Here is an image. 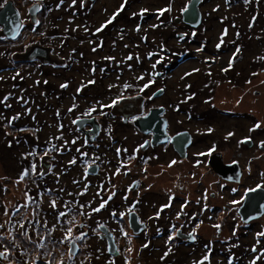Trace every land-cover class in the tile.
Listing matches in <instances>:
<instances>
[{"label": "flooded vegetation", "instance_id": "flooded-vegetation-1", "mask_svg": "<svg viewBox=\"0 0 264 264\" xmlns=\"http://www.w3.org/2000/svg\"><path fill=\"white\" fill-rule=\"evenodd\" d=\"M99 1L93 0V3H99ZM171 1L176 3V7L180 5L178 14L182 18L181 10L191 0ZM201 1L204 2V0ZM81 3L80 10L74 14L78 20L76 23H70L67 28V31L72 33L64 38L61 34L68 23L65 17L67 14H64L62 10L57 11L59 17H56V20L62 25L57 40L64 43L65 47L59 49V46L52 42L41 45L36 42L24 49H30L35 45L49 49V58L53 63L45 65L39 60L33 62L22 60L17 63L21 69L26 70L28 94L43 100L44 107L47 109L55 110L59 115L62 113L60 119L63 122L60 121L57 124L56 132L46 134L47 139L45 138L42 142L41 153L38 150L34 158L28 157L30 163L36 159L38 165L41 162L40 173H44L42 177L46 185L45 191L51 200L49 203L43 199L50 206L41 204L45 220L51 223L62 218L65 221L63 218L65 215L69 218L68 220L74 222H82V218H85L83 223L86 225L89 224L87 221L90 219H95V222L101 220L111 224L113 222L122 224L138 243L140 254L165 256L166 258L161 261L162 264H168L170 260V264H199L205 256L209 258L205 264H251L257 257L259 258L256 259V264H264V255H262L264 236L258 235L264 233V210L261 214H252L251 208L245 205L249 194L259 191L264 193V188L258 187L264 185V148L260 147L264 142V124L257 121L255 111L250 110L251 114L244 115L237 111L226 112L227 115L224 110H217L207 105L198 111L204 113L203 117L200 115L192 118L189 115L192 113L190 106L184 109L183 113L178 111L180 103H183L184 95L177 90L165 91L160 88L153 91L143 88L141 91L139 87H146L147 84L144 82L147 80L135 85L139 79L134 80V84H130L127 78L130 45L126 43L130 44L132 34L137 39L132 41L133 44L146 48L142 41V33L146 32V27L140 28L136 25L130 31L131 27L127 21L133 14H126L127 18L124 19L121 16L122 5H118L117 9L106 14L104 19L101 16L97 18L95 14L91 21L90 13L87 11V1L81 0ZM205 6L200 8L201 23L196 29L178 22L179 18L174 20L176 26L169 24L171 28L183 29V33L178 34L181 38L189 35V44L187 43L189 49L204 53L206 51L202 48L208 45L209 39L208 24L212 23L206 16L210 10H205ZM83 11L84 14H81ZM113 16H115L114 19ZM109 20L111 23H108ZM31 21L27 22L31 23ZM78 23L85 26L86 32L82 31ZM155 24L154 20L153 25L148 28L154 27ZM195 30L200 33L201 43L195 41ZM148 36H151V33H148ZM66 38L76 42L78 48L73 49L69 46V40H65ZM109 41L108 50L111 52V57L103 54L101 58L102 63L106 60L109 63L98 67L96 59H93L92 50L94 51L97 47L104 49ZM231 45L238 49L234 43ZM85 47L90 48L88 53L90 59H87L86 53L82 51ZM63 49L65 51H62ZM135 50L140 51V49ZM220 50L224 52L225 47L221 46ZM21 52L15 51V53ZM168 53L169 48L165 47L162 48L161 53H156L154 49L153 52L150 51V55H154V58L149 61V65L152 66L150 69H157L159 78L163 68L164 77L172 69L171 58L165 64L161 60L162 55ZM197 53H194L197 60L187 61L189 66L187 72L182 73L183 75L190 76L192 73L196 75L200 70L203 77L200 76L197 79L200 80L207 94L219 77H226L237 85V81L231 80L227 72L234 70L235 62L240 59L234 58L230 60L232 62L225 63L223 69L227 71L218 68L211 75L207 68H202ZM252 55L243 60V66L246 63V72L242 70L241 79L247 81L251 77L254 80L256 75H254V67L257 61ZM116 58H120V61H115ZM46 69L63 72L60 74L63 78L58 88L54 86L52 74L45 72ZM74 72L80 80L85 81L82 86L75 82ZM260 73L264 74L261 71ZM149 79L151 80V76ZM103 82L106 88L99 91L97 86L99 83L102 85ZM192 82L193 78L182 81L184 84H189V87L193 85ZM73 84L75 86H72ZM63 85L67 86L63 87ZM253 95L257 97L259 92L254 91ZM81 98L86 100V105L82 107L83 112H76L78 114L76 120L95 118L99 125L98 135L91 142L81 131H78L76 120H73L72 126L64 122L66 118L64 113L71 115L70 109L74 111L77 109L71 107L72 102H83L84 99ZM132 98H142V104L139 107H129L127 114L116 116L111 113L115 105L113 101ZM68 100L71 103L66 107ZM92 109L98 112L95 113ZM129 110L136 111L137 114H130ZM152 111L159 113L157 114L158 131L142 133L136 125L139 120L148 117ZM94 113L97 116H92ZM227 118L238 122L236 125H230ZM222 122L226 123L223 128H221ZM246 122L249 126L245 130L241 123ZM257 123L261 125L260 128H255ZM69 128L74 135L81 137L82 143L77 141L74 144L62 143L60 137L64 135V130ZM89 130L91 127L87 126L85 131ZM52 134L53 137L48 138ZM155 135H158L160 139L164 137L162 142L154 144ZM182 135L189 137V142L186 141L183 144V153L179 152L175 145ZM38 137L40 141V135ZM86 146H89L86 148L89 150L87 154ZM71 147H75L73 151ZM232 147L235 148V152L230 154ZM82 153H85L87 158H83ZM39 155H43L42 160H39ZM173 161L176 163L173 164ZM90 168L94 170V175H87ZM71 174L73 181L69 180ZM52 175L55 177L59 175L61 184L54 181ZM82 177L88 178L83 187H81L84 180ZM67 179L70 185L64 186L63 181ZM156 183H158L157 187H155ZM59 185L62 187L56 189L55 186ZM81 189H86V192L83 193ZM166 189H169L172 195L165 194ZM249 189L257 190L250 192ZM46 194L43 195L46 196ZM230 196L236 197L231 200ZM240 198L242 201H239ZM260 200L263 201L262 195ZM92 207H95L94 211L87 213V210ZM80 208H84V213L80 212ZM96 209L99 211H95ZM130 214H135L139 225L144 226L143 231L138 235H135L130 228ZM215 225H220V228L217 229ZM107 228L120 249L117 241H124V235L117 231L118 237L109 226ZM89 230L92 229L87 228L84 235L93 237L94 234H91ZM100 234L98 237L101 238ZM104 242L107 247V242ZM253 248L256 249L255 252L252 251Z\"/></svg>", "mask_w": 264, "mask_h": 264}, {"label": "rangeland", "instance_id": "rangeland-1", "mask_svg": "<svg viewBox=\"0 0 264 264\" xmlns=\"http://www.w3.org/2000/svg\"><path fill=\"white\" fill-rule=\"evenodd\" d=\"M15 1V5L14 2ZM7 0V3L12 2L13 6H16V9L20 11L22 17L24 18V25L26 23L31 24L30 22H27L28 20L34 21V25L36 24V16H39L37 20L41 22L37 26H40V39H42V42L45 44H48L49 42L55 43L59 46V49L65 47L64 43H60L59 40H57V36L61 33L60 27H62L61 23L56 20L57 16V10H61L60 7H57V4L60 2L63 4L62 6H65L66 14L65 16L68 20L67 26L64 28V32L61 34V37L64 38L67 36V34H71L72 32H68L67 28H69L70 23H76V19L74 17V14L71 16L67 8H70L69 10L76 12L79 11L80 7L82 6L81 0ZM86 1V0H83ZM120 0H100L99 3H93V1L88 0L87 4L88 9L90 13L91 21L94 19V15H97V18L101 16L103 19L106 17V14L113 12L114 9L118 8ZM146 2L145 7L143 6L141 11L144 10H161L168 7L172 8L173 16L175 17L178 12H180V5L176 7V3L168 0V2H163V0H160L157 4V0H144ZM1 2V0H0ZM52 3L56 6V8H52L47 10V7L44 6L43 3ZM56 2V3H55ZM261 3L264 4L263 0H260ZM6 3V4H7ZM4 4V5H6ZM84 4V6H86ZM37 6L39 9L38 13L34 16L30 15V18L28 19V11L33 7ZM264 6V5H263ZM262 5L259 7V10L257 9L256 0H238V3L234 5L231 8L226 7V1L220 0L212 3L210 7H207V5L204 7V9H208L211 12V18L215 14V17L212 18L210 21L213 20L212 23L208 24L209 27V39H208V45L205 46V49L208 52H198L197 56L199 57L200 64L202 68H207V71L212 73L213 71L218 70L220 68L221 70H224L223 67L225 66V63L232 62L230 60H233L234 58L240 59L238 62H235V69L231 72H227L229 74V77L233 81H237V85L233 84L231 81H229L226 77H219L216 79L215 84L211 87V91L209 93H206V90L200 85L197 86V83H194L196 81H199L197 78L202 75H196L193 76V84H194V90L195 93L191 97V111L193 113H197L198 111H201L204 106L211 105L215 107L217 110H224L225 113H234L239 112L244 114H251L250 110L255 111V118L258 122H261V124H264V74H261V72H264V7ZM77 7V8H76ZM139 9V11H140ZM219 11V13L217 12ZM257 10V11H256ZM86 11V10H84ZM84 11L81 12V14H84ZM217 12V13H214ZM103 15V16H102ZM257 17H259L257 19ZM28 19V20H27ZM257 22V23H256ZM154 23V22H153ZM158 25V23L156 22ZM78 26L82 28L83 32H86L84 29L85 26L78 23ZM238 27V28H237ZM263 29V30H262ZM168 30L176 31L177 34L183 33V29L181 28H171L170 25L168 26ZM237 30H239L237 32ZM59 31V32H58ZM132 31V28L130 29ZM158 31V30H156ZM240 32V34H239ZM171 33V32H170ZM21 35V34H20ZM18 35V37L20 36ZM104 35V34H103ZM144 35V32L142 33ZM22 36V35H21ZM107 36V35H106ZM168 34L166 33L165 36L161 35L163 37L162 41L165 43V48H172L175 49V43L177 44V39L167 38ZM196 37L195 41L201 43L200 39V33L195 30ZM17 37V38H18ZM15 39L16 41L18 39ZM208 38V37H207ZM236 38V40H235ZM69 40V46H71L73 49L76 47L78 48L77 43L74 42L70 38H66L65 40ZM184 40V39H183ZM161 41V40H160ZM256 42L260 43L257 44ZM126 43V42H125ZM231 43H234L238 49H235V46H232ZM110 41L107 45H105L104 49H100L99 47L94 48V51L92 50V56L93 59H96V65L98 67H102L104 64H108L109 61L106 60L102 63V56L105 55H111V52L108 50ZM127 45H130L129 43H126ZM132 44V43H131ZM203 45V44H202ZM245 45L246 48H245ZM136 45L131 48H138ZM155 46L162 48V45L159 43V41L155 42ZM163 46V47H164ZM223 46L225 49H228L224 52L219 51L216 52L215 49ZM144 50L148 49V47L143 48ZM177 49V46H176ZM58 50V49H57ZM59 51V50H58ZM62 51H65L64 49ZM87 55V59H90V55L88 54L90 52L89 47H85L82 50ZM67 52V51H66ZM234 52H237L235 54H239L235 56ZM60 53V51H59ZM212 53V55H210ZM19 54V53H17ZM250 54H253L252 57L257 61L255 69V77L254 80L252 77L250 79L245 80L241 79L243 76V69L244 72L246 68V63L243 66L244 62L243 60L247 58ZM150 55V52L148 53ZM13 56V55H12ZM55 55H53V58ZM4 58V56H1ZM15 57V56H14ZM111 57V56H110ZM97 59H100L97 61ZM237 59V60H238ZM15 61V64L18 65L16 62L19 61V59H13ZM115 61H120V58H116ZM123 65V64H121ZM189 66V63L186 62L182 67H179L177 69V74L173 73V75L169 76L168 84L169 85H178L179 80L183 78L185 75L182 73L187 72V68ZM111 67V63H110ZM152 66L147 64L145 67V71L150 70L153 72V69H150ZM11 68L10 63L4 59H0V217L3 218V222L5 223L6 227L5 229H1L2 224L0 225V253H4L7 255L9 253L8 257L6 258L4 255L3 264H22L23 262L19 261V259L12 257L11 253L12 249L9 248L7 243L5 241H12L11 237L10 240H7L5 238L9 236H12L15 238V240L20 241L23 245H28L24 241L26 240L27 236L23 233L24 230L22 227L17 228L13 231V227H19V224L24 223V218L27 216L30 219H37L36 211H33L34 208L40 206L37 203L39 202L37 199L38 194L36 193L37 189L33 184L37 183L36 176L39 177L40 169L39 166L41 165V162H39L36 159L35 161L26 164L24 160H29V156L31 158H34L36 152L38 150H42V142L45 141L46 134L47 133H54L57 129V124L61 121L59 117H62V113L59 115V113L52 112L46 107H44V101L39 100V102H34L35 97H32L27 92V83L25 81H19V83L15 84L14 81H18V79L15 78V75H13V70L8 69ZM7 69V70H6ZM130 69H132L128 74V78L134 77L139 79L138 74H141L142 71L137 66V60L131 61ZM211 70V71H210ZM47 74H52V81L54 82V86L57 88L60 86L61 79L63 76L60 74H63L60 70H53L49 71L48 69L45 70ZM76 72H74L75 75V82H77L78 85H83L85 82L84 80H80L76 76ZM176 74V75H175ZM247 74V73H245ZM99 75V72L97 73ZM203 77V76H202ZM212 77V76H211ZM177 81L175 82V80ZM8 81L12 82L11 84L8 83ZM5 82V83H4ZM136 83H143L141 79H139V82ZM147 85L148 82H144ZM72 86H75L74 84ZM235 86H238L235 88ZM172 87V86H171ZM19 88V89H18ZM106 88L105 83L97 86V89L100 91L102 89ZM174 89V88H173ZM179 89V88H178ZM175 91V90H174ZM254 91H258L259 95L256 97L253 95ZM91 92H93L91 90ZM208 95V96H207ZM255 96V97H254ZM84 99V98H81ZM187 101V99H186ZM70 100H68V104L66 107L70 105ZM71 107H76L77 109L74 111V109H71V115L68 116L67 113H64L65 118V124L72 126V121L76 120L78 117V114L76 112H83L82 107L86 105V100L84 99L83 102H72ZM237 107V108H235ZM104 111V110H102ZM98 111H95V113ZM94 113V114H95ZM21 116V120L18 121L17 124H15V120L13 116L15 115ZM227 114V113H226ZM228 115V114H227ZM59 116V117H58ZM70 117V118H68ZM105 120V118H103ZM192 120V119H190ZM228 123L230 125H236V122H233L230 118H227ZM107 121V120H106ZM5 124H7L5 126ZM243 125V128L246 130L249 126V123H241ZM26 126L28 128L24 129L25 136L23 138H20V141H17L14 137L17 133L16 129L13 128V126ZM226 126V123L222 122L221 128ZM219 129L220 126L218 125ZM73 130V127H71ZM27 129V130H26ZM70 129V128H69ZM70 129V131H67L66 134L62 135V138L66 140L67 143L74 144L75 141L77 143H82L81 137L77 134L74 135L73 131ZM27 131V132H26ZM221 132V129L220 131ZM21 134V133H19ZM8 138H6V136ZM40 135L41 140L38 141V136ZM10 136V137H9ZM13 136V137H11ZM53 137V134L48 136ZM235 152V148L232 147L230 149V154ZM40 159L42 160L43 155H39ZM30 166V168H29ZM37 168V172H35ZM27 169H29V172H25ZM40 170V171H39ZM39 173V174H38ZM38 174V175H37ZM81 177V176H80ZM84 178V177H82ZM69 180L73 181L72 174L69 178ZM34 181V182H33ZM88 181V178L85 177L82 186H85V182ZM61 182V180H60ZM162 182V181H161ZM70 185V183L67 181H63V185ZM155 187L158 186V183H156ZM58 187V186H55ZM59 187H62V185H59ZM161 187V185H160ZM75 190V189H73ZM78 190V189H77ZM167 192H164L165 194L172 193L168 191L169 189H166ZM214 190V189H213ZM83 193L86 192V189H81ZM44 197V200L46 199L49 203H51V200L49 198H46L43 194H40ZM89 198H91L90 195H88ZM231 197V196H230ZM234 197H231L233 200ZM41 200V204L45 206H50L46 201ZM239 201H242V198L239 199ZM95 207L90 208L87 210V213L93 212ZM80 212L84 213V208L79 209ZM28 211V213H27ZM25 213V216H22V214ZM21 221H19L14 216H18ZM43 217V216H42ZM85 218H82L83 223ZM95 219H90L87 221L93 228L94 231L89 230L91 234H96L95 230L99 227H103V224L107 223L110 228L116 233L117 231H120L124 228V226L114 223L111 224V222H104L101 220H96L98 222L94 221ZM94 221V222H93ZM7 222V224H6ZM12 223V224H11ZM56 222H52V228L55 230L56 234H51L48 230H45L46 227L44 226H37L36 229V237L44 240H63L65 244L67 242V224H63L60 227H57V225H54ZM54 225V226H53ZM78 224H73L72 227V236H75L76 234L73 233V228L77 226ZM59 226V225H58ZM25 228H28V232L31 231L28 226H25ZM41 228V229H40ZM34 229V230H35ZM78 229V228H76ZM14 232H18L15 233ZM26 232V231H25ZM23 233V234H22ZM81 234H84L85 232L81 231ZM99 233V231H98ZM34 235V234H33ZM97 235V241L94 240L92 237L93 242H97L98 244H102L100 248L104 250L102 246L104 245V241L99 239ZM118 236V235H117ZM51 237V238H50ZM119 237V236H118ZM32 240V238H31ZM73 241L67 242V246H71ZM102 242V243H100ZM44 244V243H43ZM41 244V245H43ZM141 244V243H140ZM39 245V247L41 246ZM119 245L121 248H127L124 241H119ZM31 247H34L31 245ZM38 248V247H36ZM68 248V249H69ZM43 252L41 254L33 253L30 257L32 259V262L30 264H33V260L35 262H42V258L45 260H53V264H57V261H60V256H58V245H55L53 242H49V244L42 248ZM131 249V251H129ZM140 247L137 242L134 241L130 245L129 248H127L126 254L127 256H133V261L137 264H141L138 262H144L146 264H162L161 261L164 260L165 256H140ZM123 250V249H122ZM70 251V249H69ZM125 252V251H124ZM236 253H239L238 250H235ZM54 255V257H51V255ZM73 256L72 254H70ZM139 255V256H138ZM168 257V256H167ZM146 259V260H145ZM38 260V261H37ZM108 261V259L104 258L103 262ZM193 262V261H191ZM112 264H124V258H120V260L112 262Z\"/></svg>", "mask_w": 264, "mask_h": 264}, {"label": "trees", "instance_id": "trees-1", "mask_svg": "<svg viewBox=\"0 0 264 264\" xmlns=\"http://www.w3.org/2000/svg\"><path fill=\"white\" fill-rule=\"evenodd\" d=\"M216 1H220V0H204L203 4H207L208 7H209L212 3L216 2ZM224 1H226V7L228 6L227 8H231L234 5H236V3H238V0H224ZM13 2H14V5H15V1H13ZM40 2H42V1L40 0ZM158 2H160V0H157V4H158ZM163 2H168V0H163ZM0 4H4V0H1ZM43 4H44V6L47 7V10H49V8L50 9L56 8V6L54 4H52V3H49L47 5V3L44 2ZM145 4H146V2L144 0H124V1H121V2L119 1V5H122V15L121 16L124 19L127 18L126 16L129 15V13L133 14V15L130 16V18L127 21L128 25L130 27L135 26V25H137V26L148 25L150 23V21H152V19L155 20L158 23V25L156 24L152 28H148V26H147V28H145L146 32L144 33V35L142 37V41L145 44V46L148 47V49H146V50H144L141 46H138V49H140V51L135 50V48H131V46L132 47L134 46L132 41H135L137 39H136V36H134L132 34L130 35V41L131 42H130L129 52H130L131 59H129V73H131L130 71L132 70V69H130L131 61L135 62L136 60H137V66L140 68V70L143 71V72H146L145 71V67L147 66V60H149V58H150V55H148V53L150 51H153V49L157 50L158 52L161 53V50H162V48H163V46L165 44L162 41L163 37H161V35L165 36V34L167 33L168 34L167 38H169V39L176 38L177 42L179 41L180 43L185 42L186 45H183V46H180L179 44L175 43V46H174L175 49H173V47L169 48V53L162 55L161 60H162L163 64H165V62H167L169 58H171V61H172V63L170 62L171 63L170 66H172V69L169 71V73H167L166 77H164V70H163L164 68L160 71L161 72V77L160 78L157 76V69L155 71H153V72L148 71V72H146L142 82L147 80V82L149 84L146 87H139V89L145 88L147 90H153V91H157L160 88H162L165 91H170L171 89L173 90V88H174V90H177L178 93H181V94L184 95V98L182 99L183 103H180V106H179L180 108L178 110L181 113H183L184 109H186L189 106H191V104H192L191 101L192 100H190V99L194 95L195 90H194V84L189 87L188 86L189 84H184V83H182V81L183 80H190L192 78V76L194 75V73H192L190 76H189V74H184L185 76L179 80V84L176 85V86L169 85L167 82H168L169 76L173 75V73L175 72L174 71L175 69L179 68L182 64H185L188 60H191V61L192 60H197L195 58V55H194L195 52L193 53V51L191 49H189V47L187 45L188 40L190 39V37H189V35H186L184 40H183L177 34L176 31L168 30V25L169 24L170 25L173 24L174 26H176L175 23H174V20H176V18H180V15L178 13L174 17L172 12L163 11V9H161V10L156 9V10H144V11H141L140 8H142L143 6L145 7ZM256 4L258 6L257 7L258 10H259V7L261 5L262 6L264 5L263 3L260 2V0H256ZM62 5L63 4L60 2L59 4H57V7H60V9L63 11V13L66 14L65 6H62ZM69 9L70 8H67V11H68V13L70 15L72 13L75 14V12H73V11H71ZM139 9H140V11H139ZM219 11H221V10H219ZM219 11L217 10L218 13H219ZM55 13H57V12H55ZM57 16H59V14H57ZM37 17H39V16H37ZM210 17H211V12H210ZM213 17H215V14L212 16V18ZM258 18L259 17H257V19ZM40 24H41V22H40ZM23 29H25V31L29 32V34L28 35L22 34V32H21L22 36L20 35L17 38L18 39L17 41L16 40H8V39L0 40V59H4V60H6V61H8L10 63L11 68H8V69H12L13 70L12 74L15 75L16 79H18V81H14L15 84L19 83V81H25L26 82V80H27V75H26L25 68L21 69L20 65H16L15 61L13 60L14 59L13 56L15 54V51H23L26 47H28V46H30L32 44H35L36 42H38L40 45L43 44L42 39H40V35H41L40 26H35V25L28 24V25L24 26ZM156 30H158V31H156ZM148 33H151V36H148ZM263 33H264V30H263ZM152 34H153V37H152ZM156 41L157 42L159 41V43L162 45V48L155 46V42ZM191 43H192V41H191ZM256 43L260 44L258 42H256ZM176 45H177V49H176ZM204 51L208 52L206 49ZM1 56H4V58L1 57ZM16 63H18V62H16ZM168 69H170L169 66H168ZM199 74L202 75V72L200 70H199V72L196 75L199 76ZM196 75H194V76H196ZM150 76H151V80L149 79ZM128 80L130 81V84H134L133 81L136 80V78L131 77ZM176 81H177V79L175 80V82ZM12 82L13 81H8V83L11 84V87H12ZM39 82H37V84ZM137 82H139V81H137ZM137 84H140V83H136L135 85H137ZM200 85H201V83H200V80H199L197 82V86L199 87ZM186 99H187L188 102L186 101ZM35 102L38 103L39 100L35 99ZM52 112H55V110H52ZM184 112L186 113V111H184ZM189 115H191L192 118L194 116H200V115H201V117H203L204 113H202V112L199 113L198 112V113L195 114V113L192 112ZM92 116H97V115L93 114ZM13 117H14V119H17L14 122L15 124H17L18 121L21 120V116H19L18 114L13 116ZM60 120H61V122H63L62 119H60ZM6 125L7 124H5V126ZM16 126L17 127L13 126V128L16 129V131H17V133L15 134L14 138L17 141H20V138H23L25 136V134L23 133L24 129L28 128V127H26V126H18V125H16ZM67 131H70V129L64 130V132H65L64 134H66ZM19 133H21V134H19ZM11 137H13V136H11ZM6 138H8V136H6ZM38 139H39V137H38ZM74 148L75 147H71L70 149L73 151ZM86 148H89V146L85 147L86 154H87L89 152V150L86 149ZM67 149H68V146H67ZM82 157L83 158H87L85 153H82ZM24 162L26 164L30 163L28 160H24ZM29 168H30V166H29ZM27 170H29V169H27ZM35 172H37V168H36ZM53 177H54L53 178L54 181L58 182V184H59L60 176L58 175L57 177H55V176H53ZM35 178L37 180V183L33 184V185L37 189L36 193L38 194L37 198H38V201H39L37 204L40 205L37 208L35 207L34 210H33V211H36L37 219H30V218H28L26 216L24 218V220H25L24 223L19 224V227H13L12 226L13 231L15 229H17V228L22 227V229L24 230L23 233L26 234L25 236L30 235V238H32V240H29L30 241L29 243L28 242H26V243L28 245H30V246L33 245L34 247H31L32 249H28L26 247V245H23L22 243H20V241L15 240V238H14L12 243H10L8 241H5V243H7V245H8V247L9 248L11 247V249H12V252H10L12 257H15V258L19 259V261L23 262L22 264H30L32 262V259H30L31 258L30 256L33 253L41 254L43 252L42 248H45L49 244V242L51 241L55 245H58V248H59L58 256H60V260H63V264H112V262L120 260V258L116 259V258L107 257V255L104 254V251L99 246H96V243L93 242L91 236L79 233L80 230L82 232L83 231L85 232V230H87V228H89V226L84 225L82 227V224L79 221L78 222L70 221V220H68L69 218L65 217V215L63 216L65 221H63L62 218H61L54 225H57V227L61 228V226L63 224H67L68 227L69 226L73 227V224H78L76 226V228H78V229H76L75 227L73 228L74 229L73 233H75L76 235L75 236L71 235V241H75L76 244H78V246H79V252H78L76 257L70 255V252H69L70 248H69V246H67V242H71L69 240H67V242L65 244H61V243H58L59 242L58 240H53V239L44 240V239L37 238L36 237V235H37L36 232L37 231L35 229V227H37V226L46 227L45 230H48L50 232V235L51 234L52 235L56 234V232L52 228V222L50 223L49 221L45 220V218H44L45 213H44L43 208L41 206V200H43L44 197L41 196L40 194H44L46 192L45 191L46 185H45V182L43 181L42 174L40 173L39 177L36 176ZM60 184H61V182H60ZM51 189H53V188H51ZM56 189H57V187H56ZM47 198H49V196H47ZM27 213H28V211H27ZM25 215H26L25 213L22 214V216H25ZM20 216L21 215L14 216V217L17 218L19 221H21V219H19ZM41 217L46 222H42L41 220H39V218H41ZM25 226H28L32 230L28 232V228H25ZM92 230L94 231V227L92 228ZM15 233H18V232H14V234ZM95 233H98L97 229L95 230ZM24 241H27V240H24ZM41 244H43V247H41V246L39 247V245H41ZM36 247H38V248H36ZM126 252H128V251L123 249L121 251V255H120L121 258H124L125 260H127ZM8 255H9V253H7V255H5V257L7 258ZM140 256H147V255L141 253ZM51 257H54V255L52 254ZM104 258L108 259V261L103 262ZM40 261H42V262H39V261L35 262L33 260V264H49V261H53V260H49V259L45 260L44 258H42V260L40 259ZM57 264H59L58 261H57Z\"/></svg>", "mask_w": 264, "mask_h": 264}, {"label": "water", "instance_id": "water-1", "mask_svg": "<svg viewBox=\"0 0 264 264\" xmlns=\"http://www.w3.org/2000/svg\"><path fill=\"white\" fill-rule=\"evenodd\" d=\"M199 4H200V0H191L190 3L188 4L189 11L187 13H182V18L178 20V22H182L185 25L190 26L192 28L197 27L201 22ZM38 9L39 8L37 6H33L29 10V14L31 16H34L37 13ZM0 27L2 28V37L4 36L5 38L11 40L16 39L21 31V27H22L21 17L18 10L13 6L12 2L7 3L6 5H4V7L0 9ZM19 58L26 61L39 60L45 65L49 63H53V61L50 60L49 58V50L40 47H34L29 49V51L26 52L25 54L19 55ZM141 104H142V98L123 99L118 104H115V106L112 109V114L121 115L123 114L124 110H128L129 107L131 106L139 107ZM157 114L159 113L152 111L148 115V117L139 120V124H137L136 126L139 128V130L142 133L158 131L159 126L157 124L158 123ZM75 124L77 126V129L85 135V138L88 141L95 140L99 132L98 131L99 125L95 119L76 120ZM87 126H90L91 130L85 131V128ZM161 128H163L164 131V126H162ZM163 138L164 137H161L160 139L158 135H155L154 144L156 142H162ZM186 141L189 142L188 135H182L175 142V145L177 146V150L178 151L180 150L179 152L183 153V149H184L183 144H185ZM88 174L94 175V170L90 168L88 170ZM260 195L263 196V201L260 200ZM245 205L246 207L251 208L252 214H261L262 211L264 210V193L259 191L249 194L246 197ZM129 225L131 230H133V232L137 235L140 234L144 229V226L139 225L137 216L135 214H130ZM100 231L102 232V238L108 241L109 254L112 256H117L118 254L116 250V245L112 234L109 233L105 227H101ZM70 253L72 255H76L78 253V247L75 245V243L71 244ZM2 260H3V255H0V262H2Z\"/></svg>", "mask_w": 264, "mask_h": 264}, {"label": "bare ground", "instance_id": "bare-ground-1", "mask_svg": "<svg viewBox=\"0 0 264 264\" xmlns=\"http://www.w3.org/2000/svg\"><path fill=\"white\" fill-rule=\"evenodd\" d=\"M31 23H32V25H34V21H31ZM24 26H25V25H24V22H23V23H22V27H21V31H20V33L22 32V34H26V35H28L29 32H27V31H25V29H23ZM28 51H29V49L27 48L26 50H23V51L21 52V54H25V53L28 52ZM122 100H123V99H122ZM119 101H121V100H119ZM117 104H118V103H117ZM127 111H128V110H124L123 113H124V114H125V113L127 114ZM129 111H130V110H129ZM133 112H134V111H130V114H131V113H132V114H137L136 111H135L134 113H133ZM137 124H139V123H137ZM60 140L62 141V143H64V142L67 143L66 140H65L64 138H62V137H60ZM39 220H41L42 222H46L42 217L39 218ZM1 224H2L1 229H5L4 227H6V225H5V223L3 222V218L0 217V225H1ZM6 224H7V222H6ZM81 224H82V227H83L84 225H86L85 223H81ZM86 226L92 227V226H90V225H86ZM5 230H6V229H5ZM119 232L121 233L122 236L124 235V237H125L124 243H125V245L127 246V248L130 247V245H131L132 243H134L133 235H131V234L129 235L128 232H127L124 228L121 229ZM10 237H11V239H12V241H11V243H12L13 240H14V237L8 235V237L5 238V239L10 240ZM93 237H94V240L98 242V240H97V238H96L97 236L94 235ZM0 239H1V236H0ZM26 240H27L28 243L30 242V241H29V240H31L30 235L27 236ZM8 242H10V241H8ZM97 242H95V243H96V246H99V247H100L102 244H98ZM26 247H27L28 249H32L30 245H26ZM124 264H136V263H135V261H133V256H127V260L124 259Z\"/></svg>", "mask_w": 264, "mask_h": 264}, {"label": "snow or ice", "instance_id": "snow-or-ice-1", "mask_svg": "<svg viewBox=\"0 0 264 264\" xmlns=\"http://www.w3.org/2000/svg\"><path fill=\"white\" fill-rule=\"evenodd\" d=\"M7 3V0H4V4H6ZM4 4H0V8H2V7H4ZM163 11H167V12H171L172 11V8L171 7H168V8H165ZM182 13H187L188 11H189V5H185L183 8H182ZM118 14V13H117ZM142 14V13H141ZM115 18V16H113V19ZM37 25L40 23V21L39 20H37L36 22H35ZM108 23H111V20H109L108 21ZM98 31H99V29H98ZM129 59H131V57H129ZM153 67H155V65H153ZM225 71H227V69H224ZM142 78V77H141ZM67 85H63V87H66ZM126 87H128L127 85H126ZM143 89H141V91H142ZM162 91V90H161ZM120 101H119V99H117V100H115V101H113V104H117V103H119ZM71 110V109H70ZM92 111H95V109H92ZM260 124L259 123H257L256 125H255V128H260ZM260 147L261 148H264V142H262L261 143V145H260ZM173 164L174 163H176L175 161H173L172 162ZM259 188H264V185H259L258 186ZM257 189H249L248 191H250V192H255ZM234 203H239V201H234ZM53 206H54V202H53ZM101 207H103V205H101ZM95 211H99V209H96ZM129 211H131V210H129ZM214 227H216L217 229H219L220 228V225H215ZM71 233H72V227L71 226H69V227H67V239L69 240V241H71ZM258 235H260V236H264V233H259ZM58 243H64V241L63 240H61V241H59ZM145 246H147V245H145ZM41 247H43V245H41ZM129 251H131V249H129ZM252 251H256V249L255 248H253L252 249ZM0 255H5L4 253H0ZM262 255H264V253H262ZM259 257H257L256 259H258ZM209 258H208V256H205L204 257V260H201L200 262H199V264H205V261L206 260H208ZM256 259H254L252 262H251V264H256ZM49 264H53V262L52 261H49ZM59 264H63V260H60L59 261Z\"/></svg>", "mask_w": 264, "mask_h": 264}, {"label": "clouds", "instance_id": "clouds-1", "mask_svg": "<svg viewBox=\"0 0 264 264\" xmlns=\"http://www.w3.org/2000/svg\"><path fill=\"white\" fill-rule=\"evenodd\" d=\"M86 1H88V0H86ZM15 8H16V7H15ZM0 9H1V8H0ZM37 11H38V10H37ZM18 12H19V11H18ZM19 14H20V17H21V21L24 22V18L22 17V15H21L20 12H19ZM27 14H28V19H29V18H30L29 11H28ZM36 14H37V13H36ZM28 19H27V20H28ZM35 19H37V16L35 17ZM31 20H32V19H31ZM3 39H5V37H4V36L2 37V28L0 27V40H3ZM34 47H40V48H43V47L38 46V45H35ZM34 47H31V48H34ZM31 48H30V49H31ZM43 49H45V48H43ZM48 50H49V49H48ZM19 55H22V54H21V53H19V54L15 53V54H14L15 57H14V56H13V57H14V59H19V61H22V59L19 58ZM19 61H18V62H19ZM33 61H35V60H33ZM33 61H31V62H33Z\"/></svg>", "mask_w": 264, "mask_h": 264}]
</instances>
